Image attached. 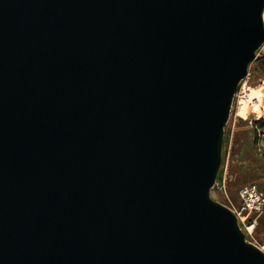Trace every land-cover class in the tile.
<instances>
[{
  "label": "water",
  "instance_id": "water-1",
  "mask_svg": "<svg viewBox=\"0 0 264 264\" xmlns=\"http://www.w3.org/2000/svg\"><path fill=\"white\" fill-rule=\"evenodd\" d=\"M264 0H0V264H264L211 191Z\"/></svg>",
  "mask_w": 264,
  "mask_h": 264
},
{
  "label": "rangeland",
  "instance_id": "rangeland-1",
  "mask_svg": "<svg viewBox=\"0 0 264 264\" xmlns=\"http://www.w3.org/2000/svg\"><path fill=\"white\" fill-rule=\"evenodd\" d=\"M249 70L255 82L264 80V45ZM259 131L260 129L256 130L246 123L236 126L228 123L222 149V165L217 179L225 181L226 193L211 191L214 201L224 206H228L230 201L237 204L240 190L251 184L257 185L264 194V159L258 152L260 148H264V137H259ZM259 224L255 231V240L263 244L264 237L261 239L257 231L261 226L264 233V215L261 216ZM247 240L251 241L250 238Z\"/></svg>",
  "mask_w": 264,
  "mask_h": 264
},
{
  "label": "built area",
  "instance_id": "built-area-1",
  "mask_svg": "<svg viewBox=\"0 0 264 264\" xmlns=\"http://www.w3.org/2000/svg\"><path fill=\"white\" fill-rule=\"evenodd\" d=\"M229 123L234 126L246 123L256 130L260 129L259 137H264V80L255 82L250 70L240 82L234 96ZM258 152L259 156L264 159V148H260ZM212 191L219 194L226 193L225 181L217 180ZM226 207L237 217L246 241L264 252V245H259L255 240V231L261 216L264 215V194L259 187L255 184L243 187L238 195V203L230 201Z\"/></svg>",
  "mask_w": 264,
  "mask_h": 264
},
{
  "label": "crops",
  "instance_id": "crops-1",
  "mask_svg": "<svg viewBox=\"0 0 264 264\" xmlns=\"http://www.w3.org/2000/svg\"><path fill=\"white\" fill-rule=\"evenodd\" d=\"M263 130H264V128H263ZM260 225V224H259ZM258 225V226H259ZM257 233H258V236L262 239L263 237H264V233H263V228L260 226V229L257 231ZM259 244V243H258ZM259 245H264V243L263 244H259Z\"/></svg>",
  "mask_w": 264,
  "mask_h": 264
}]
</instances>
